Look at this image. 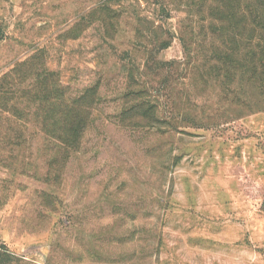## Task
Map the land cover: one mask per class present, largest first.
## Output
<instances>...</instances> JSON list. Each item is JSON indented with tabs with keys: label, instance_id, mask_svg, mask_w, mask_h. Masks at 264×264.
I'll return each mask as SVG.
<instances>
[{
	"label": "rangeland",
	"instance_id": "rangeland-1",
	"mask_svg": "<svg viewBox=\"0 0 264 264\" xmlns=\"http://www.w3.org/2000/svg\"><path fill=\"white\" fill-rule=\"evenodd\" d=\"M0 264H264V0H0Z\"/></svg>",
	"mask_w": 264,
	"mask_h": 264
},
{
	"label": "trees",
	"instance_id": "trees-1",
	"mask_svg": "<svg viewBox=\"0 0 264 264\" xmlns=\"http://www.w3.org/2000/svg\"><path fill=\"white\" fill-rule=\"evenodd\" d=\"M263 19V18H262Z\"/></svg>",
	"mask_w": 264,
	"mask_h": 264
}]
</instances>
